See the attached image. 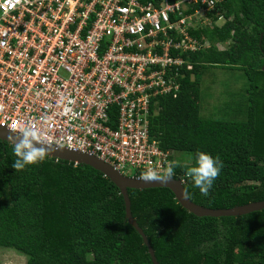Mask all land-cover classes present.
Listing matches in <instances>:
<instances>
[{"label":"trees","instance_id":"16d2710c","mask_svg":"<svg viewBox=\"0 0 264 264\" xmlns=\"http://www.w3.org/2000/svg\"><path fill=\"white\" fill-rule=\"evenodd\" d=\"M215 9L222 25L214 24ZM215 9L206 13L210 24L189 29L208 45L189 53L192 68L177 94L158 97L150 131L164 150L191 154L190 162L177 159L173 176L184 178L187 196L227 208L264 199V0H222ZM208 67L237 68L245 78L243 92L224 104L229 115L200 114V75ZM198 151L223 163L207 196L186 175ZM16 158L13 144L0 139V247L25 255L24 264H152L125 218L122 194L101 172L49 156L16 171ZM127 192L158 264H264V209L197 216L167 187Z\"/></svg>","mask_w":264,"mask_h":264},{"label":"built area","instance_id":"2783aa9c","mask_svg":"<svg viewBox=\"0 0 264 264\" xmlns=\"http://www.w3.org/2000/svg\"><path fill=\"white\" fill-rule=\"evenodd\" d=\"M221 1L0 0V126H46L53 146L127 177L163 172L179 160L151 134V117L158 97L177 94L189 53L208 45L189 29L210 24Z\"/></svg>","mask_w":264,"mask_h":264},{"label":"water","instance_id":"95a60500","mask_svg":"<svg viewBox=\"0 0 264 264\" xmlns=\"http://www.w3.org/2000/svg\"><path fill=\"white\" fill-rule=\"evenodd\" d=\"M11 130L0 126V139L11 143L7 137L9 134L16 135V133H10ZM12 144V143H11ZM54 147V151H51L49 157L60 158L67 161H76L84 165H88L93 169L101 172L103 176L107 177L112 183H114L120 193L122 194L125 205V218L127 222L132 225L135 230L141 235L143 243L147 247V251L151 257L152 264H158L154 251L141 227L137 224L136 220L131 214L130 199L127 192V188L143 189L150 187H167L173 194L177 202L187 209L189 212L197 216H239L252 211L264 209V199L258 201H252L241 205H235L227 208H210L193 202L188 196H185V188L180 179L172 177L169 182H144L132 177L122 175L117 170L113 169L109 164L105 163L97 156L80 152L64 147Z\"/></svg>","mask_w":264,"mask_h":264},{"label":"clouds","instance_id":"9594fccd","mask_svg":"<svg viewBox=\"0 0 264 264\" xmlns=\"http://www.w3.org/2000/svg\"><path fill=\"white\" fill-rule=\"evenodd\" d=\"M2 107V105H0ZM7 139L13 144L15 157L12 167L16 171L23 170L26 165L36 164L43 161L51 151H54L53 143L49 139L46 126L35 122L21 123L13 125ZM175 161H171L163 169L157 171L153 167H148L141 172L140 180L144 182H169L174 176ZM223 163L217 156L213 158L210 154L203 151L196 153V165L187 168L186 175L191 178L194 185L200 192L207 196L213 181L219 176ZM179 179V178H178ZM187 197V193H185Z\"/></svg>","mask_w":264,"mask_h":264},{"label":"rangeland","instance_id":"374dc122","mask_svg":"<svg viewBox=\"0 0 264 264\" xmlns=\"http://www.w3.org/2000/svg\"><path fill=\"white\" fill-rule=\"evenodd\" d=\"M224 20H218L217 25H222ZM228 43V44H227ZM231 40L225 43L228 46ZM220 45V44H219ZM222 47V45H220ZM200 114L204 117H221L229 115L226 113L224 104L234 97L235 90L243 92L245 78L237 68L208 67L200 75ZM230 95V96H229ZM175 160L182 158L186 162L192 159L189 153L175 152ZM10 257L18 264H24L26 257L12 248L0 247V258Z\"/></svg>","mask_w":264,"mask_h":264},{"label":"crops","instance_id":"0c3cea01","mask_svg":"<svg viewBox=\"0 0 264 264\" xmlns=\"http://www.w3.org/2000/svg\"><path fill=\"white\" fill-rule=\"evenodd\" d=\"M0 264H18L14 259L10 257L0 258Z\"/></svg>","mask_w":264,"mask_h":264}]
</instances>
